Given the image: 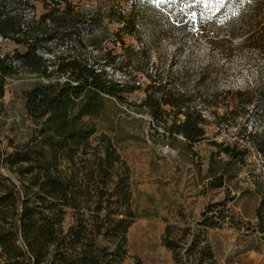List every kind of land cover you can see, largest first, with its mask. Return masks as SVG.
I'll return each instance as SVG.
<instances>
[{
    "label": "trees",
    "instance_id": "1",
    "mask_svg": "<svg viewBox=\"0 0 264 264\" xmlns=\"http://www.w3.org/2000/svg\"><path fill=\"white\" fill-rule=\"evenodd\" d=\"M149 1L115 0L104 25L101 10L84 0H0V41L10 45L4 50L0 44V99L7 81L19 72L37 79L23 94L28 140L13 151H0V264L123 263L127 233L137 218L130 170L113 141L98 133L92 121L100 116L106 98L122 103L124 95L140 90L139 83L130 82L136 76L147 83L143 100L134 105L155 126H163L170 143L180 136L192 149L208 139L207 126L220 130L225 116L238 109L257 113L264 123V75L245 103L228 113L225 105L226 114L220 115L213 101L217 93L202 88L200 80L190 82L185 71L154 69L149 50L165 36L169 14L181 2L192 10L185 23L177 19L184 36L197 33L226 56L244 47L264 59V0ZM199 3L205 8L201 15L194 12ZM140 4L150 6V15L142 17ZM140 17L153 29L148 45L142 42ZM110 23L117 26L115 33H109ZM127 37L141 45L140 51H129ZM111 44L125 51L118 65ZM249 119L246 116L245 123ZM232 128L220 142L209 141L215 149L211 162L224 157L220 173L244 162V139L264 156V133L246 132L239 124ZM258 191L255 222L248 223L247 230L264 242V182ZM217 207L211 205L201 214L183 253L179 242L165 234L163 244L177 264H218L204 237V229L219 223ZM68 216L71 223L65 227ZM166 232L170 235L168 228Z\"/></svg>",
    "mask_w": 264,
    "mask_h": 264
},
{
    "label": "rangeland",
    "instance_id": "2",
    "mask_svg": "<svg viewBox=\"0 0 264 264\" xmlns=\"http://www.w3.org/2000/svg\"><path fill=\"white\" fill-rule=\"evenodd\" d=\"M158 1L150 0L149 4ZM84 2L92 9L101 10L99 19L106 25L110 19L108 8L115 9V0ZM138 9L142 17L150 15L148 4H140ZM204 9L199 3L194 12L201 15ZM191 11L178 2L174 12L169 14L170 24L164 28L165 36L149 48L154 69L185 71L190 82L200 80L202 88L210 94L217 93L213 101L219 106L218 113L226 114L234 105L245 103L249 92L261 84L264 59L244 47L226 56L197 33L184 36L179 23H185ZM180 17L181 22L177 23ZM107 26L109 33H115V23ZM138 26L142 42L148 45L153 31L151 24L140 17ZM125 41L129 51H140L141 45L136 41L129 37ZM0 44L4 50L10 47L8 42L0 41ZM108 47L113 49V62L118 65L125 51L118 45ZM108 73L123 79L115 70ZM36 82L34 76L23 71L7 81L0 99V151H13L28 140L30 128L24 115L23 94ZM130 82L139 83L140 90L124 95L122 103L106 98L100 116L92 121L98 133L113 141L130 170L132 205L137 218L127 233V254L122 264H177L172 251L164 246L163 237L166 234L179 242L183 253L193 239L191 230L198 228L201 214L211 205H218L215 213L219 215V223L204 229V237L216 262L264 264V242L251 232V228L247 230L248 223L255 222L254 212L260 200L258 186L264 182V156L253 151L244 139L248 147L244 162L232 164L225 173H220L224 157L215 156L211 162V152L215 149L209 143L230 136L234 124L241 125L246 132L252 129L264 133V123L257 120L258 114L244 109L227 114L226 124L220 130L214 125L207 126L208 139L189 149L180 136L170 143L163 136V126H155L151 117L134 105L144 98L142 89L146 79L136 76ZM225 105L229 106L226 112ZM204 114L212 121L209 110ZM246 116L250 119L245 123ZM211 163L212 172L209 170ZM2 172L13 178L7 169L2 168ZM219 184L221 186L216 187ZM70 223L68 216L65 227Z\"/></svg>",
    "mask_w": 264,
    "mask_h": 264
},
{
    "label": "water",
    "instance_id": "3",
    "mask_svg": "<svg viewBox=\"0 0 264 264\" xmlns=\"http://www.w3.org/2000/svg\"><path fill=\"white\" fill-rule=\"evenodd\" d=\"M146 119H149V117H146Z\"/></svg>",
    "mask_w": 264,
    "mask_h": 264
},
{
    "label": "crops",
    "instance_id": "4",
    "mask_svg": "<svg viewBox=\"0 0 264 264\" xmlns=\"http://www.w3.org/2000/svg\"><path fill=\"white\" fill-rule=\"evenodd\" d=\"M253 221H255V219Z\"/></svg>",
    "mask_w": 264,
    "mask_h": 264
}]
</instances>
